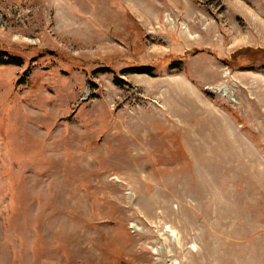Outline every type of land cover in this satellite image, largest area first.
Here are the masks:
<instances>
[{
    "label": "rangeland",
    "instance_id": "rangeland-1",
    "mask_svg": "<svg viewBox=\"0 0 264 264\" xmlns=\"http://www.w3.org/2000/svg\"><path fill=\"white\" fill-rule=\"evenodd\" d=\"M0 264H264V0H0Z\"/></svg>",
    "mask_w": 264,
    "mask_h": 264
},
{
    "label": "bare ground",
    "instance_id": "bare-ground-1",
    "mask_svg": "<svg viewBox=\"0 0 264 264\" xmlns=\"http://www.w3.org/2000/svg\"><path fill=\"white\" fill-rule=\"evenodd\" d=\"M259 29H260V27H259ZM263 30V29H262Z\"/></svg>",
    "mask_w": 264,
    "mask_h": 264
},
{
    "label": "trees",
    "instance_id": "trees-1",
    "mask_svg": "<svg viewBox=\"0 0 264 264\" xmlns=\"http://www.w3.org/2000/svg\"><path fill=\"white\" fill-rule=\"evenodd\" d=\"M3 61H4V59H3Z\"/></svg>",
    "mask_w": 264,
    "mask_h": 264
}]
</instances>
